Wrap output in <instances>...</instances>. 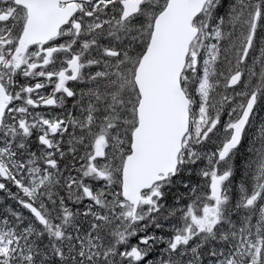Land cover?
Here are the masks:
<instances>
[{"label": "snow or ice", "instance_id": "1", "mask_svg": "<svg viewBox=\"0 0 264 264\" xmlns=\"http://www.w3.org/2000/svg\"><path fill=\"white\" fill-rule=\"evenodd\" d=\"M0 264H264V0H0Z\"/></svg>", "mask_w": 264, "mask_h": 264}]
</instances>
